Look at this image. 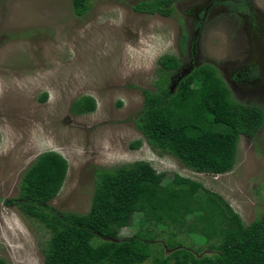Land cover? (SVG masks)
<instances>
[{
  "label": "rangeland",
  "instance_id": "rangeland-1",
  "mask_svg": "<svg viewBox=\"0 0 264 264\" xmlns=\"http://www.w3.org/2000/svg\"><path fill=\"white\" fill-rule=\"evenodd\" d=\"M71 1L0 0V257L9 264H43L47 231L4 201L15 197L22 171L46 150L67 162L62 184L47 203L58 212L88 210L96 168L144 160L163 173L161 185L175 174L199 182L244 225L264 213V121L252 139L238 137L233 165L222 173L183 167L151 148L132 123L141 108L140 91L153 89L163 54L180 61L172 88L193 66L208 63L234 100L264 108V0H173L166 17L133 10L142 0H83L81 14ZM229 3L240 8L231 12ZM80 97L93 99V111L72 113ZM136 140L140 145L130 147ZM204 162L219 161L205 156ZM194 189L200 191L189 188ZM118 210L126 219L119 235L129 237L140 213L122 204ZM192 217L185 218L180 241L157 246L160 256H171L169 264H183L189 247L199 245L196 231L183 233ZM156 241L159 236L151 244ZM157 247L139 264H155Z\"/></svg>",
  "mask_w": 264,
  "mask_h": 264
},
{
  "label": "trees",
  "instance_id": "trees-1",
  "mask_svg": "<svg viewBox=\"0 0 264 264\" xmlns=\"http://www.w3.org/2000/svg\"><path fill=\"white\" fill-rule=\"evenodd\" d=\"M172 2L142 0L132 9L166 17L172 14ZM71 3L74 13L81 14L83 0ZM228 6L231 12L240 8V4ZM183 41L182 33L180 52ZM156 63L153 89L140 91L141 108L132 120L134 127L151 148L174 157L185 168L228 171L238 137H254L263 124L264 108L234 100L211 64L193 66L172 88L170 78L180 67L178 57L163 54ZM93 109L90 97L72 102V113ZM139 145L136 140L130 147ZM205 156L216 158L218 164L205 163ZM66 169V159L58 152L38 153L22 171L15 197L4 201L47 231L48 238L40 250L43 264H139L152 255L153 247L180 241L178 235L188 215H193L194 228L186 226L183 233L189 237L196 231L201 240L193 248L183 242L191 250L183 264H264V213L244 225L219 195L199 182L175 174L161 185L163 173L144 160L96 168L88 210L83 214L58 212L47 203L60 188ZM120 204L140 213L138 229L125 238L118 231L126 220L120 217ZM158 227L162 228L154 232ZM158 236L161 241L152 245ZM202 244L208 253L201 250ZM160 251L157 247L154 263L169 264L171 256H160ZM0 264L9 263L0 257Z\"/></svg>",
  "mask_w": 264,
  "mask_h": 264
},
{
  "label": "clouds",
  "instance_id": "clouds-1",
  "mask_svg": "<svg viewBox=\"0 0 264 264\" xmlns=\"http://www.w3.org/2000/svg\"><path fill=\"white\" fill-rule=\"evenodd\" d=\"M174 158V157H173ZM184 167V166H183ZM190 170V169H189ZM195 172V171H194ZM196 173H202V172H196Z\"/></svg>",
  "mask_w": 264,
  "mask_h": 264
}]
</instances>
